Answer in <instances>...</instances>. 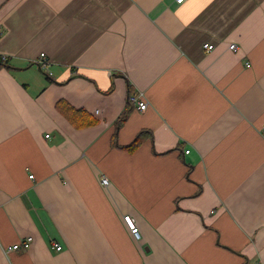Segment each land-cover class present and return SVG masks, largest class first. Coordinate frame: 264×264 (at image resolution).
Wrapping results in <instances>:
<instances>
[{
  "label": "crops",
  "instance_id": "obj_1",
  "mask_svg": "<svg viewBox=\"0 0 264 264\" xmlns=\"http://www.w3.org/2000/svg\"><path fill=\"white\" fill-rule=\"evenodd\" d=\"M0 55V264H264V0H0Z\"/></svg>",
  "mask_w": 264,
  "mask_h": 264
},
{
  "label": "built area",
  "instance_id": "obj_2",
  "mask_svg": "<svg viewBox=\"0 0 264 264\" xmlns=\"http://www.w3.org/2000/svg\"><path fill=\"white\" fill-rule=\"evenodd\" d=\"M185 0H176V2L178 3H181V2H184ZM204 48L206 50H211L213 48V44L211 43H206L204 44ZM228 48L230 50H233V51H236L237 50V44L234 43V42H231L228 44ZM3 59L7 58L6 56H2ZM38 63V65L40 66V68H43L46 73L48 75H51V72L49 70V61L48 59L46 58L45 54L44 53H41L39 56H38V59L36 61ZM129 102L136 107V109L138 111H144L146 110V108L148 107V101L146 100L144 94L142 91H138L134 94H131L128 98ZM259 133L261 135H264V122L261 124L260 128L258 129ZM185 153H188L189 150H184ZM33 175H29V178H32ZM101 182L103 184H107L108 183V178L106 176H103L102 179H101ZM124 220L126 221L130 231L132 234H134L136 237L139 236V232H138V228L135 226V224L132 222L131 218L129 216H124ZM32 241V237H27V238H24L22 239L21 241L17 242V243H14L10 246H7L6 248H4V251L6 253L10 252V251H14V250H17L19 248H23V249H27L30 245ZM50 248L51 249H54L55 251H60L62 246L59 242L57 241H52L50 243Z\"/></svg>",
  "mask_w": 264,
  "mask_h": 264
},
{
  "label": "trees",
  "instance_id": "obj_3",
  "mask_svg": "<svg viewBox=\"0 0 264 264\" xmlns=\"http://www.w3.org/2000/svg\"><path fill=\"white\" fill-rule=\"evenodd\" d=\"M2 67H7L8 69H10V66L8 64V59L7 58L3 59L2 55H0V68ZM55 107L75 127L89 126L96 123V120L90 118L89 114H87L85 111L72 107L66 101L63 100L57 101ZM124 117H125V112L123 115H121L118 118L117 124H119L124 119ZM140 135L141 133H139L135 137V139L132 141L131 144L124 147L127 148L128 150L135 149L140 143Z\"/></svg>",
  "mask_w": 264,
  "mask_h": 264
},
{
  "label": "rangeland",
  "instance_id": "obj_4",
  "mask_svg": "<svg viewBox=\"0 0 264 264\" xmlns=\"http://www.w3.org/2000/svg\"><path fill=\"white\" fill-rule=\"evenodd\" d=\"M35 72H37L38 74L40 73L41 75L45 76L44 73L42 71H40L39 69Z\"/></svg>",
  "mask_w": 264,
  "mask_h": 264
},
{
  "label": "water",
  "instance_id": "obj_5",
  "mask_svg": "<svg viewBox=\"0 0 264 264\" xmlns=\"http://www.w3.org/2000/svg\"><path fill=\"white\" fill-rule=\"evenodd\" d=\"M10 66V65H9ZM12 67V66H11ZM40 68V67H39Z\"/></svg>",
  "mask_w": 264,
  "mask_h": 264
}]
</instances>
